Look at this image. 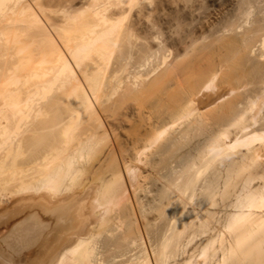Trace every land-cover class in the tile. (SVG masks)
Instances as JSON below:
<instances>
[{"label": "bare ground", "instance_id": "6f19581e", "mask_svg": "<svg viewBox=\"0 0 264 264\" xmlns=\"http://www.w3.org/2000/svg\"><path fill=\"white\" fill-rule=\"evenodd\" d=\"M145 1L148 0H0V264H177L181 237L189 235L191 239L193 235L192 240L184 237L182 242L189 239V244L194 245L203 234V238L210 236L211 221L203 222L202 214L210 215L211 208L220 205L221 199L223 217H214L220 225L232 229L243 227L244 221L264 227V218L258 222L255 217L264 211V65L258 66L263 77L257 81L252 79L256 75L253 64L247 69L245 60L249 49L250 54H255L258 43L249 44L243 54L240 44L249 40L233 36L231 31L232 36L228 34L229 38L226 35L218 43L226 46L222 47L228 48L230 55L236 54V59L226 58L225 50L216 48L222 44L215 46L216 41L199 49L198 44L207 41L209 33L214 37L212 28L216 21L209 20L212 24L206 22L208 26L202 20L200 24L193 22L196 10L191 8L181 13L198 25L188 32L183 18L186 33L183 31L182 37L169 33L171 40L167 39L171 43L168 52L174 57L171 53L162 56L156 52L158 49L154 51L156 46L152 47L149 41L152 38H147L150 24L145 22L159 6H154L156 0L149 3V15L146 7L140 8L147 5ZM138 7L142 10L135 16ZM252 14L246 12L245 23L254 17ZM167 16L165 19H169ZM241 24L238 29H242ZM260 29L263 31V26ZM144 30L148 34H143ZM164 31L162 41L168 37ZM259 36L258 56L264 61V35ZM143 43H147V48H143ZM163 47L158 51L167 52ZM157 54L162 58L158 60ZM220 57L229 60L230 64L225 62L229 65L226 69L220 64L224 62H219ZM124 107L126 111L121 114ZM135 112L142 116L137 117L140 120L134 119ZM138 122L141 129L149 126L150 130L144 131L139 147L135 146L137 162L143 167L127 163V167L123 166L132 190L128 192L115 151L103 163L101 157L110 145L113 148V144H119L116 139L121 128L129 124L135 128ZM216 147L221 148L217 163L224 165L228 173L224 184L221 177L225 172L218 174L217 158L212 155ZM125 150L121 152L125 154ZM231 177L237 178L236 182ZM245 178L243 190L249 191L243 195L239 190L242 195L236 201H228L232 200V192L233 196L238 194L232 191L234 185H241L237 181ZM231 183L233 187L229 188ZM227 188L232 191L230 194ZM143 192L147 193L146 198L154 196L150 203L159 204L147 209ZM133 197L142 219L152 220L149 215L156 208L158 222L161 220L159 231L169 225L156 245L151 239L158 247L153 250L154 259L144 248L133 255L138 241L133 236L138 231L130 219L133 213L129 217L125 210V204ZM165 206L171 208L170 216ZM195 206L203 210L198 212L201 215ZM150 223L146 228L154 222ZM213 235L202 239V247L196 243L200 248L195 253L197 246L195 249L191 244L184 245V251L194 248L187 261L183 251L182 257L179 255L184 264L264 263L263 234L254 238L250 234L245 239L248 245L237 241L238 251L235 249L234 253L219 234ZM120 250L135 253L130 256L121 251L123 255H119ZM186 252L183 254H189Z\"/></svg>", "mask_w": 264, "mask_h": 264}, {"label": "rangeland", "instance_id": "374dc122", "mask_svg": "<svg viewBox=\"0 0 264 264\" xmlns=\"http://www.w3.org/2000/svg\"><path fill=\"white\" fill-rule=\"evenodd\" d=\"M153 0H148L147 2L145 1V3L147 4V5H141V7L140 8H145L144 10H146L147 12L149 11V15H150V13H152V12H150V10L149 9H147L148 7H150V4L149 3H151ZM162 1V0H161ZM160 0L158 1V0H156V2H155V0H154V2L156 3V5L154 4V6H159L157 9L158 10H156L157 12H155L154 13V16L151 18H149L148 20H146L145 22H146V24H150V25H152L151 26V29H149V27H150V25H147V28H148V31L151 33H153V22H158V21H160V22H156V24H154V26L156 25L157 26V24H158V27H154V33L156 34V32H157V34L158 35H155L154 33L152 34L151 33V35H149L148 34V32L147 31H145L146 30V28H145V30H144V32H143V34L145 33V32H147V34H148V36H147V38H152L151 40H149V41H151V45H152V47L153 46H156V47H154V51L156 50V49H158L159 51H161L160 49L163 47V51H167V52H159L158 50H156V52H158V54H161L162 56L163 55H169L170 53L172 54V56L174 55L171 51H170V53L168 52V49L170 48L171 49V43H169L170 41H168V40H171L170 38H171V36H170V34L169 33H171V35L173 34V35H176L177 37H179L180 35H181V37H182V35H184V32L183 31H185L186 29L188 30V32L192 29V28H195V26L196 25H198V24H200V23H202L203 21L205 22L204 24L205 25H207L209 22V20H210V22H213V20H215L216 22H218L217 24H216V22H213L215 25V27H213L212 28V32H213V35H214V37H211L210 36V33H209V35H208V39H207V41L205 40V42L203 41V40H201V41H203V42H201V43H199L198 44V48L199 49H202V47H204V45H206L207 44V42L208 43H211V41L213 42V41H216V42H214V44H215V46H216V44H222V43H218L219 42V40L221 39V38H225L226 39V37L228 36V34L229 35H231L232 34V32L231 31H234L233 33H235V34H232L233 36H237L238 37V35L240 36V38H242V39H247L246 41H248L246 44L244 43V44H240V46H241V48L239 49L240 51H242V53L243 54H245L244 53V51L247 49H249L248 48V45L250 44V45H256L257 43V45H256V47L254 48L255 50H254V53L255 54H253V53H251L250 54V49L247 51V53H246V56H245V60H247V62L246 63H248V64H246V65H248L247 66V69L249 68V66H250V68H251V64H253L252 65V70H253V72L254 73H256V75L254 74V77L252 76L253 74H251V76H252V79L254 78V80H259V81H261L260 80V77H263V75H260V70L261 69H259L258 68V66L260 65V67H263V63H264V61L262 60V59H260L259 60V56H258V54H260V44H261V42H256V41H260V34H261V38H263V35H264V10H263V8H264V0H190L191 2H189V0H166L167 2H165V0H164V2L166 3V5H165V3L163 2L162 4H163V6H162V4H159V2H161ZM175 1V2H174ZM252 1V2H251ZM259 1V2H258ZM262 1V2H261ZM172 2V3H171ZM254 2V3H253ZM168 3V4H167ZM170 3V4H169ZM247 3V4H246ZM261 3H262V5H261ZM158 4V5H157ZM198 4V5H197ZM244 4V5H243ZM249 4V5H248ZM252 4H254V5H252ZM161 5V6H160ZM169 5L171 6V7H169ZM252 5V6H251ZM179 6H181V7H184V8H181V7H179ZM245 6V7H244ZM166 7V8H165ZM167 7H169L170 8V10L167 8ZM176 7V8H175ZM221 7V8H220ZM244 7V8H243ZM251 7H253V8H251ZM259 7H261V8H259ZM159 8H160V10H159ZM194 9V11L196 10V12L194 13V14H196V15H194L192 18H194L193 20V22H195V23H198V24H194L193 22H190V21H192L191 20V18H189V21H188V18L187 19H185L184 17V11L187 9V10H189V9ZM242 8V9H241ZM247 9V10H246ZM249 9V10H248ZM251 9V10H250ZM140 9H139V7L138 8H136V11L134 10V12H135V16H136V14L138 13V15H139V13L141 12V10H140V12H137V11H139ZM162 10H165V11H162ZM175 12H174V11ZM180 10V11H179ZM183 10V11H182ZM200 10V11H199ZM254 10H255V12H254ZM159 11V12H158ZM181 11H182V13H184L183 15H182V13H181ZM252 12V13H254V14H252L251 16H254V17H251L250 18V21L249 22H247V23H245L244 21H245V14H246V12ZM259 11V12H258ZM162 12V13H161ZM165 12V13H164ZM167 12V13H166ZM172 12V13H171ZM175 14H174V13ZM178 12V13H177ZM263 12V13H262ZM158 13H159V15H158ZM160 13H161V15H160ZM179 13H180V15H179ZM134 14V13H133ZM166 14V15H165ZM167 14H169V16H167ZM170 14L172 15V16H170ZM164 15H165V17L167 16L169 19H165V17H164ZM179 16L178 18H175V16ZM242 15V16H241ZM259 15V16H258ZM158 16V17H157ZM160 16V17H159ZM180 16H181V18H180ZM183 16V17H182ZM196 16V17H195ZM258 16V17H257ZM263 16V17H262ZM162 17V18H161ZM170 17H172V18H170ZM176 19H174V18ZM212 17V18H211ZM219 17V18H218ZM256 17V18H255ZM261 17H262V20H261ZM160 18V19H159ZM185 19V21H184V19ZM215 18V19H214ZM240 18H241V20H240ZM244 18V19H243ZM253 18V19H252ZM151 19V20H150ZM156 19V20H155ZM170 19H172V20H170ZM179 19H181V20H179ZM200 19V20H199ZM205 19V20H204ZM208 19V20H207ZM219 19V20H218ZM230 19V20H229ZM239 19V20H238ZM257 19V20H256ZM162 20H164L163 22H161ZM168 20H170L171 21V23H172V21H173V26H171L172 24H170V25H168L169 23H170V21H169V23H168ZM177 20H179V21H177ZM187 20V21H186ZM196 20H197V22H196ZM199 20V21H198ZM202 20V22H200ZM238 20V21H237ZM243 20V21H242ZM256 20V21H255ZM149 21V22H148ZM176 21H177V23H176ZM186 23L185 24V26L187 27L186 29H185V27L183 26V24H184V22ZM236 21V23H234L235 25H232L233 24V22H235ZM261 21H262V23H261ZM188 22V23H187ZM206 22H208V23H206ZM228 22L230 23V25L228 24ZM161 25H163V24H166V26H164L163 25V27L166 29L167 27H170L168 30L166 29L165 31L163 30L164 28L162 27V26H160V24ZM181 24V26H183V27H181L179 24ZM190 23H192V24H190ZM238 23V24H237ZM244 24L245 25V28H246V30H245V28H244V25H242V24ZM253 23V24H252ZM257 23L259 24V25H257ZM209 24H212V23H209ZM238 26H237V25ZM240 24L242 25L241 27H242V29L240 28V29H238L237 27H240ZM247 24V25H246ZM194 25V26H193ZM228 25V26H227ZM252 25V26H251ZM256 27H255V26ZM179 26V27H178ZM189 26V27H188ZM208 26V25H207ZM226 26L230 29V31H229V29H228V31H227V28H226ZM232 26V27H231ZM234 26V27H233ZM236 26V27H235ZM260 26V27H259ZM262 26H263V31L260 29V28H262ZM160 27H162V29H160ZM192 27V28H191ZM231 27V28H230ZM249 27V28H248ZM254 28V31H253V28ZM173 29V30H170V29ZM174 28H175V30H174ZM178 28V29H177ZM222 28H223V31H222ZM225 28V29H224ZM235 28H237L236 30H232V29H235ZM258 28V29H257ZM183 29H185V30H183ZM249 29H251V30H249ZM220 32H219V31ZM225 30V31H224ZM258 30V31H257ZM160 31V32H159ZM162 31H164V35H165V32H168V33H166V39H165V41H168L167 43H169L170 44V47L167 45V43H165V41H162V40H160L161 38L160 37H162ZM172 31V32H171ZM173 31L175 32V33H173ZM206 31H210L209 29H207ZM237 31V32H236ZM244 31V32H243ZM247 31H249L248 33H247ZM250 31H252V32H250ZM215 32H216V34H215ZM217 32H218V34H217ZM179 33V34H178ZM185 33H186V31H185ZM207 33V32H206ZM231 33V34H230ZM244 33V34H243ZM168 34V35H167ZM243 34V36H241V35ZM253 34H255V35H253ZM259 36V38L257 37V35ZM263 34V35H262ZM160 35V36H159ZM163 35V36H164ZM216 35H218V36H216ZM225 35V36H224ZM227 35V36H226ZM231 35V36H232ZM247 36V38H246V36ZM150 36V37H149ZM153 36V37H152ZM154 36H157V37H159V40L160 41H162V42H164V43H162V45H161V43H160V41L158 42V41H156L157 39H156V37H154ZM211 38H210V37ZM216 36V37H215ZM224 36V37H223ZM230 36V37H231ZM248 36H249V38H248ZM170 37V38H169ZM217 37H219V38H217ZM210 38V39H209ZM218 39V41H217V39ZM228 38H229V36H228ZM250 38H251V40H250ZM257 38V39H256ZM162 39H164V37L162 38ZM168 39V40H167ZM156 42H155V41ZM221 40H223V39H221ZM149 41H146L147 43H148V46H149ZM152 41H154V42H152ZM210 41V42H209ZM143 42V41H142ZM141 42V43H142ZM255 44H254V43ZM147 43H146V45H145V43H143V46L145 45L146 47H143L142 45V47L145 49V48H147ZM155 43V44H154ZM160 44V45H159ZM164 44V45H163ZM157 45H159V46H157ZM161 46V47H160ZM219 45H217L216 46V48H218L220 51H221V48L223 49V50H225L226 48H223L222 46H224L223 44L221 45V46H219ZM166 47H167V49H166ZM224 47H226V46H224ZM259 47V48H258ZM149 48V47H148ZM166 49V50H165ZM227 50H228V48H227ZM227 50H225V54H226V56H225V54L223 53V56H225L226 58H229L230 56V59H232L233 58V60H234V58L236 59L237 58V55L235 54V55H230L229 53V50L227 51ZM238 50V51H239ZM203 51V50H202ZM228 53H227V52ZM224 52V51H223ZM168 53V54H167ZM156 55V57H157V59L159 60L160 59V57L162 58V56H159V55ZM228 54H229V56H228ZM249 54H250V56H249ZM258 56V57H256V56ZM171 56V57H172ZM234 56V57H233ZM252 56V57H251ZM174 57V56H173ZM173 57H172V59H173ZM225 57H222V58H225ZM246 57H247V59H246ZM255 57V58H254ZM222 58L220 57L219 59H221V60H219V62L220 61H224V62H220V64L221 63H223L222 64V66L224 67V69H226L229 65H228V63L230 64V62H228V61H225V60H227L226 58H225V60H222ZM256 59V60H255ZM259 61H260V63H259ZM262 61H263V63H262ZM225 62H228L227 64L225 63ZM233 62V61H232ZM225 63V64H224ZM250 64V65H249ZM262 65V66H261ZM222 67V68H223ZM226 67V68H225ZM249 68V69H250ZM263 70V69H262ZM264 72V71H263ZM263 72L261 73V74H263ZM259 76V78H257ZM251 78V77H250ZM256 78V79H255ZM257 80V81H258ZM264 80V79H263ZM262 80V81H263ZM249 88V87H248ZM125 108L126 107H124V108H122V109H124V110H120V112H121V114L122 113H124V111H126L125 110ZM146 110V109H145ZM146 111H148V110H146ZM139 113H140V111H138ZM138 112H135V117L137 118L138 116H140V117H142ZM109 113V112H108ZM110 113H112V112H110ZM136 113H138V114H136ZM147 113V112H146ZM119 114V113H118ZM148 115V114H147ZM116 116H118V115H115V117ZM122 115H120V119H124V117L122 116ZM249 116V115H248ZM134 117V119L137 121V120H140L141 118L139 117V118H135ZM249 117H251V116H249ZM132 119V118H131ZM135 120H133V122H135ZM149 122H151V121H149ZM131 124H132V121H131ZM135 124V123H134ZM139 124H140V122H138V123H136V125H135V128L133 127V128H131V126L132 125H128L127 127L125 126L123 129L121 128L120 130H119V135L121 136H119V137H117V139H116V141L117 140H119V144L118 143H116V144H113L114 146H113V148H111L112 146L110 145L109 146V148L108 149H106V154H105V156L103 155L102 157H101V159H102V163L103 162H105L106 160H107V157H109L111 154H112V152H113V150L115 151V155L117 156V158H118V167L120 168V170H121V173L122 174H124L123 175V184L125 185V188H127L129 191L128 192H130V191H132L131 190V188L129 189V184H127V180H126V178H125V175H126V172H125V167H123V166H126V163L129 165H132L133 164V166H138V167H143V166H141V165H143V164H139L138 162V160H137V148L139 147V144H138V141H139V138H141L142 139V137H144L143 136V134H144V131H146L147 133H148V130H150V127L148 126V130L146 129V128H140L139 127ZM134 126V125H133ZM137 127H139V129L138 130H140V131H137V133H136V129H137ZM146 129V130H145ZM177 129V128H176ZM179 129V128H178ZM178 129H177V132H178ZM135 131V132H134ZM175 131V130H174ZM138 132H140V133H138ZM145 132V137H146V133ZM136 133V135L137 136H139V134H140V136L138 137V140H137V136L136 135H134ZM123 134V135H122ZM171 134L172 135H174V137H175V132H171ZM171 134H169L170 136H168V137H171L172 135ZM132 137H134V138H132ZM136 137V138H135ZM168 137L166 138V139H168ZM173 137V136H172ZM115 138V137H114ZM119 138V139H118ZM130 139V140H129ZM132 139H134L133 141V143H132ZM141 139H140V142H141ZM168 140H172L171 138L170 139H168ZM121 141H122V143H121ZM124 141V142H123ZM136 142V143H135ZM112 143H114V142H112ZM125 143V144H124ZM167 143V142H166ZM138 145V147H137V145ZM119 145V146H118ZM135 147V149H134V147ZM215 146H216V144H215ZM125 147V148H124ZM115 148H116V150H115ZM121 148V149H120ZM217 149H215L216 151L212 154L213 156H215L217 159H216V164H217V166H218V168H220V169H218L217 168V171L218 170H220L219 172H218V174H222V173H224L225 172V167H224V165H222V164H220V163H217L218 161L220 162V160H219V156H218V154H219V152H220V150H221V148L219 149L218 147H216ZM111 149V150H110ZM124 149H127V150H125L124 152H125V154H123L121 151H123ZM128 152V154H127V152ZM121 152V153H120ZM121 154H123L124 155V158H123V155H121ZM242 154H244V153H242ZM109 155V156H108ZM126 155V156H125ZM126 157V158H125ZM214 158V157H213ZM104 159V160H103ZM143 159L145 160L146 158H145V156L143 157ZM136 161V162H135ZM138 161V162H137ZM233 161H236L235 163L236 164H238L239 163V165H240V162H239V160H235V158H234V160ZM238 161V162H237ZM125 162V163H124ZM137 164V165H136ZM220 164V165H219ZM127 165V166H128ZM99 166L100 165H98L97 166V168H99ZM126 166V167H127ZM223 167V168H222ZM225 169V170H224ZM143 170H150V171H148V172H151V169H144L143 168ZM222 170H224V171H222ZM222 171V172H221ZM227 172H225L224 174H225V176L224 177H221V182L224 184V180H226L227 178H228V173L226 174ZM146 175L147 174H149V173H145ZM244 176V175H243ZM125 178V179H124ZM225 178V179H224ZM232 178V177H231ZM230 178V179H231ZM237 179V178H236ZM236 179L235 180H233V178H232V180L233 181H235L236 182ZM244 179V178H243ZM243 179H241V180H243ZM246 179L247 178H245V181L243 180V181H237L238 183L239 182H241V183H239V184H241V185H236L235 184V182H234V187L236 186V188H234L235 190H232V191H234V194L235 193H238V194H236V196L234 195L233 196V192H232V197L230 196L229 198H231L232 200H230V199H228V201H233V199L236 201L237 200V198L239 197V196H241L242 194V192H239V190H241V191H243V195L245 194V192L247 193V191H249L248 189H247V191H244L243 189L245 188L246 189V187H245V185H246ZM124 180H126V181H124ZM232 180H230L231 182H232ZM148 181V180H147ZM229 181V180H228ZM259 181V180H258ZM256 182H257V180H256ZM247 183H248V180H247ZM127 184V185H126ZM232 184L233 183H231V186L229 185V188L230 187H233L232 186ZM161 185V184H160ZM252 185H254V184H252ZM251 185V189H253L254 188V186H252ZM256 185H257V187L259 186L258 185V182L256 183ZM260 185H261V183H260ZM127 186V187H126ZM241 187V188H240ZM249 189H250V187H248ZM237 189H238V191H237ZM250 189V190H251ZM221 190H222V188H221ZM253 190H255V188L253 189ZM220 191V190H219ZM227 191H229L228 193L230 194L231 192H230V190L227 188ZM144 194H142L143 196H142V198L143 197H145L144 195H146L147 193H145V192H143ZM155 193H157L156 191L154 192V194ZM240 193V194H239ZM155 195H157V194H155ZM239 195V196H238ZM152 194H151V198H152ZM180 196V195H179ZM238 196V197H237ZM129 197H130V193H129ZM132 197V196H131ZM154 197V196H153ZM150 198V196H148L147 198L145 197L144 199H146L145 200V202H146V204H149V205H147V207L148 206H152V205H154V204H156V203H158V202H155V203H150V202H154V201H151V200H153V199H151ZM182 198V195H181V197L179 198L180 200H178L177 199V201L178 202H181V199ZM135 198L133 197V200L131 201H129L128 200V202L126 203V202H124V204H125V206L128 208V209H125V210H127V214H128V216L129 215H131V212L134 214L135 213V215H133L132 214V218L130 217V219L131 220H133L132 221V223H134V228L136 229V231H138V233L136 234V233H134V236L133 237H135L136 239H138V241L135 243V245H137V247L139 246L140 248L139 249H137V247L136 246H134L133 247V250L135 249V252L133 251V253H135V254H133V255H138L139 254V252L140 251H142V249L143 250H146V249H148L147 251L149 252V254L152 256V258L155 256L154 255V251L153 250H155V249H157L158 247H154V244L156 245V242L157 241H159L160 240V238H162V236H163V233H164V231H165V233H166V231L167 230H165V229H167L166 227L167 226H169L168 224L166 225V227H164L162 230L160 229V231H159V225H160V221L158 222V220L160 219L159 218V215H158V212L155 214V212H156V208H155V212L154 211H152V213L149 215V216H151L149 219H152V220H149V222L147 221V220H145V219H142L141 217H140V207L139 206H137L136 204V202H135V200H134ZM143 199V200H144ZM151 199V200H150ZM148 200V201H147ZM155 200V199H154ZM150 201V202H149ZM234 201V202H235ZM149 202V203H148ZM234 202H231L232 204L234 203ZM221 203V204H220ZM220 205H215V207L214 208H216V209H214V208H211V210H210V213L212 214V212L211 211H214L215 213H218L217 215L216 214H213V215H211L212 216V219L210 218L211 216L208 214L207 215V213L205 214V212L202 214V216L205 218H203V217H201V220L200 221H202L203 219H204V221L203 222H205V220L206 221H211L210 222V228H211V231H212V227L215 225L214 223H216L218 220H216L214 217H219L220 216V218L222 219V217H223V214H224V212L222 211V209H223V207H221V205L223 206V202H222V199H221V201H220ZM230 203V202H229ZM230 203V204H231ZM123 204V205H124ZM129 204V205H128ZM159 204V203H158ZM157 204V205H158ZM134 205V206H133ZM155 206V205H154ZM138 207V208H137ZM153 207V206H152ZM167 206H165V209L167 210L166 211V213H168V215L170 216V214H169V212L170 211H172L171 210V208H166ZM220 208V209H217V208ZM133 208V209H132ZM151 208V207H150ZM149 207L147 208V209H150ZM195 208H196V206H195ZM194 208V209H195ZM129 209H130V211H129ZM131 209H132V211H131ZM136 209V210H135ZM170 209V210H169ZM189 209H191V207L189 208ZM138 210V211H137ZM154 210V209H153ZM197 210V211H196ZM201 211V213H202V211L203 210H201L200 209V207H198L197 206V208L195 209V211L198 213V212H200ZM216 210H218V211H216ZM229 210L231 211V208H229ZM129 211V212H128ZM190 211V210H189ZM230 211H228V212H230ZM138 212V213H137ZM191 212H192V209H191ZM191 212L189 213V214H191ZM193 212H194V210H193ZM196 212H194V213H196ZM137 213V214H136ZM222 213V214H221ZM199 215H201L200 213H198ZM138 215V216H137ZM167 215V214H166ZM164 216L165 218H168L169 220H170V217L169 216ZM209 218L210 220H208L207 218ZM255 217H257L259 220H258V222H260L263 218H264V211H262V210H260L258 213H257V215L255 216ZM154 218V219H153ZM159 218V219H158ZM214 218V219H213ZM219 218V219H220ZM163 219V218H162ZM136 220H138V221H136ZM155 220V221H154ZM167 220V219H166ZM198 221H196V224H198V226H199V223H201L200 221H199V218L197 219ZM213 220V221H212ZM214 220H216L215 222H214ZM152 222H154V223H151ZM157 222H158V224H157ZM243 223H241V224H243L244 226L243 227H232V229H228V228H226V227H224V225L222 226V224L220 225V223L219 222H217L216 223V225L213 227V229H214V233H213V231L211 232L210 231V233L213 235V234H215V235H213V237H216V235H218L219 234V236L220 237H222L223 239L221 240V241H223V242H226L225 244H226V246L234 253V251H236L237 249H236V247H238V243H237V241L238 242H241L242 243V245L244 246L245 244L246 245H248V241H246L247 239L246 238H248V236L250 235V234H252L251 236H249V237H253L254 238V236L255 235H257V236H259V234L261 233V234H263L264 235V227H262L261 228V226H263V225H260V224H258V226H256L257 224H255V225H252L251 223H245L244 224V221H242ZM262 222V221H261ZM147 223H150L151 225L150 226H147V227H149V228H146V224ZM136 224H137V226H136ZM155 224V225H154ZM158 225V227H157V225ZM212 224H213V226H212ZM218 224V225H217ZM118 225V224H117ZM148 225V224H147ZM156 226V228H158L157 229V231L158 232H156V229L154 228ZM216 226H218V227H216ZM239 226H242V225H239ZM252 226V227H251ZM116 227H118V226H116ZM152 229H151V228ZM256 227V228H255ZM258 227V228H257ZM154 228V229H153ZM243 228H246L245 230L247 231H243ZM144 229H145V232H144ZM216 229V230H215ZM240 229V230H239ZM259 231H258V230ZM254 230V231H253ZM260 230H262V231H260ZM121 231V230H120ZM151 231V232H150ZM218 231H219V233H218ZM243 231V232H242ZM123 232V231H122ZM122 232H119L118 234H122ZM249 232H250V234H249ZM151 233H153L152 234V236H151ZM171 232H169V234H170ZM191 233H192V231H191ZM190 232L188 233V234H191ZM220 233H222V234H220ZM155 234L157 235V237L155 236ZM158 234L160 235V236H158ZM162 234V235H161ZM207 234H209V233H207ZM211 234H209L210 236H208L209 238L210 237H212V235ZM223 234H224V236H223ZM165 235V234H164ZM206 235V234H205ZM246 235V236H245ZM140 236V237H139ZM145 236V237H144ZM148 236V237H147ZM203 237H204V234L202 235ZM201 236V237H202ZM219 236H218V238H219ZM184 237L185 238H189L190 239V237H189V235L187 236H182L181 238H182V240H184ZM192 237H194L193 235H191V239L190 240H192ZM201 238L200 239V237H198L199 238V240H197L196 238V240L195 241H197V242H195L194 241V243L196 244H198V245H200L201 243L200 242H202V244L204 245V243H203V241H202V239H207L208 237H206L205 236V238ZM256 237V236H255ZM260 237H262V235L260 236ZM142 238V239H141ZM143 238H145V239H143ZM154 238V239H153ZM159 238V239H158ZM148 239H150V241L148 240ZM151 239L154 241V244H152V242H151ZM186 240L185 239V243H186V241H188V243H184V241L182 242V240H181V244H180V248H181V246H182V248L180 249L179 248V250H181V251H179L180 253H179V255L181 254V252H182V256H183V259L185 260V261H187V259L189 258V256H190V254H192L193 253V250H194V248L197 246V245H192L191 243V247L193 246L194 248H192L191 249V247L190 248H188L187 250L189 251H187V250H185L184 251V248H185V246H189L190 244H189V242H190V240ZM246 239V240H245ZM141 240H145V242L144 241H141ZM148 240V241H147ZM226 240V241H225ZM156 241V242H155ZM198 241H199V243H198ZM151 242V243H150ZM192 242V241H191ZM204 242H206V240L204 241ZM150 243V244H149ZM184 243V244H183ZM193 243V242H192ZM144 244H146V245H144ZM183 244V245H182ZM188 244V245H187ZM144 245V246H143ZM153 247H152V246ZM185 245V246H184ZM202 245V246H203ZM184 246V247H183ZM201 246V245H200ZM201 246V247H202ZM152 248H154V249H152ZM200 247L199 246H197V250H195L194 251V253L195 252H197L198 251V249H199ZM152 249V251H150ZM196 249V248H195ZM236 249V250H235ZM123 250H125V249H123ZM123 250H120L119 252V255L121 254V251H122V253L124 254V252H126V254L128 253V254H130V256L132 255L130 252H128V250H126V251H123ZM156 251V250H155ZM189 253V254H187V252ZM190 251H191V253H190ZM238 251V250H237ZM144 252V251H143ZM153 252V253H152ZM159 251H157V253H158ZM184 252H186V254L187 255H185V254H183ZM235 253H237V252H235ZM123 254H121V255H123ZM127 254V255H128ZM125 255V254H124ZM126 255V256H127ZM178 255V258H179V260H178V258H177V264H178V262H180L181 264H182V262H183V264L185 263V261H182L183 259L180 257ZM189 255V256H188ZM185 257H187V258H185ZM154 259V258H153ZM182 259V260H181ZM173 260V262H174V259H172ZM189 260V259H188ZM175 262H176V260H175ZM174 262V263H175ZM179 263V264H180ZM261 264H264L263 262L261 263Z\"/></svg>", "mask_w": 264, "mask_h": 264}]
</instances>
